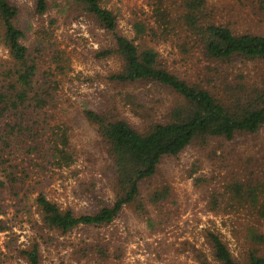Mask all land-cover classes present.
<instances>
[{"label":"trees","instance_id":"1","mask_svg":"<svg viewBox=\"0 0 264 264\" xmlns=\"http://www.w3.org/2000/svg\"><path fill=\"white\" fill-rule=\"evenodd\" d=\"M250 1L264 14V0ZM155 4L151 13L130 20L132 37H128L120 27L119 14L103 0H34L28 20L22 19L17 4L0 0V43L7 51V57L0 59V200L8 187L22 203L20 191L30 186L31 172L69 167L78 159L71 129L60 125L59 118L58 92L70 67L65 50L56 44L60 28L83 17L92 31L107 36L93 57L116 58L119 70L111 79L125 88L110 108L83 110L111 163L112 203L78 214L71 208L61 209L39 190L35 199L39 221L35 223L48 239H52L49 232L64 235L80 225L111 224L126 207L154 225L153 218H147L150 205L161 212L170 190L155 188L144 198L143 185L158 174L164 159L178 156L194 143L206 146L213 139L231 141L239 134L253 135L264 129V70L254 64H264V35L237 33L220 23L216 15L220 12L209 0H157ZM171 39L183 56L202 57L199 82H189L160 61L156 45ZM139 84L159 86L175 97L163 118L152 121L145 131L120 113L127 105L144 111L142 99L133 91ZM217 189L208 195L210 211L218 214L243 208L252 222L241 259L234 257L218 233L207 231L214 260L264 264V185L234 177L223 191ZM5 212L0 204V213ZM0 222L1 230L9 229L5 221ZM40 237L47 240L45 235ZM13 251L28 264L41 263L38 239ZM194 251L203 260L202 252Z\"/></svg>","mask_w":264,"mask_h":264},{"label":"rangeland","instance_id":"2","mask_svg":"<svg viewBox=\"0 0 264 264\" xmlns=\"http://www.w3.org/2000/svg\"><path fill=\"white\" fill-rule=\"evenodd\" d=\"M10 1L22 9L23 20L31 18L34 0ZM103 2L119 14L123 33L132 37L130 20L144 12L151 13L157 0ZM209 3L220 12L216 13L218 21L237 33L264 35V14L250 0H209ZM30 21L34 26L35 21ZM29 39L34 41L33 37ZM55 39L59 49L65 50L70 66L58 92L60 125L70 127L78 159L69 167L31 172L27 183L30 186L20 191L22 203L8 187L5 189L0 204L6 212L0 213V221H5L9 229L0 228V264H28L13 248L28 247L36 239L41 243L40 264H218L206 240L207 231L218 233L234 257L243 258L248 248L247 227L252 222L248 211L234 207L216 214L207 207L208 195L214 188L223 191L234 177L252 178L264 185V129L253 135L239 134L231 141L213 139L206 146L194 143L178 156L164 159L158 174L143 185L144 198L155 188L170 190L161 212L150 205L147 218H153L154 225L126 207L108 225H80L64 235L49 232L52 239L39 229L35 223L39 221L35 205L39 190L61 209L71 208L78 214L92 213L112 203L111 163L104 143L83 110L110 108L113 99L119 100V92L125 90L111 79L119 70V61L93 57L100 43L107 42V36L92 31L85 18L60 28ZM156 50L162 64L171 71L189 82L200 81L198 66L202 57L183 56L175 39L156 45ZM6 57L7 51L0 43V59ZM254 64L264 70L263 63ZM133 91L142 99L144 111L127 105L120 113L141 131L147 130L152 121L161 120L171 102H175L174 95L159 86L139 84ZM261 247L264 252V244ZM194 250L202 252L203 260L198 259Z\"/></svg>","mask_w":264,"mask_h":264}]
</instances>
